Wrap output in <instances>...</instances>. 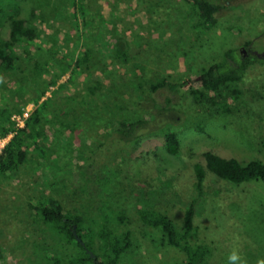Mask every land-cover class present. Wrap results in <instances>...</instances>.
<instances>
[{
	"label": "rangeland",
	"instance_id": "rangeland-1",
	"mask_svg": "<svg viewBox=\"0 0 264 264\" xmlns=\"http://www.w3.org/2000/svg\"><path fill=\"white\" fill-rule=\"evenodd\" d=\"M79 1L84 7L78 5L75 12L73 0H19L20 17L38 30L40 40L20 45L21 61L15 70H0V105L35 99L49 80L56 79L55 91H46L53 99L46 117L52 121L41 125L40 140L42 148L53 150V158L42 161L32 151L20 176L5 181L0 176V253L4 258L0 264H41L33 251L35 244L63 257L75 254L78 247L33 222L28 202L37 203L49 185L70 210L96 217L100 213L99 177L114 171L118 178L110 187V205L123 210L129 223L112 222L111 226L134 233V245L122 255L120 264H186V255L169 244L161 231L144 226L136 211L144 204L166 213L180 227L193 198L197 227L193 241L207 242L213 248L207 264H228L233 251L242 264H264V181L236 185L208 171L202 194L195 191L187 199L175 191L178 183L182 190L195 184L194 166L206 167L207 151L241 162L264 161V64L255 63L242 82L230 85L241 91L230 112L212 103L208 93L195 100L188 86L175 94L168 89L150 90V82L161 77L181 82L199 74L222 61L228 49L236 48L240 55L247 42H252L251 49L264 51V0H211L221 6L217 23L201 31L191 28L199 16L185 0ZM116 32L127 37L136 55L127 64L113 60ZM9 33L5 18L0 36L6 39ZM87 42L92 45V66H99L75 72L68 68L57 78L88 47ZM97 81L104 87L89 97L88 88ZM71 95L86 101L76 110L79 126L73 135L62 125L73 117L67 112L76 107L67 98ZM114 101L122 111L115 110ZM167 107L171 108L163 109ZM122 116L157 118L161 126L173 124L180 139L179 152L169 154L160 133L148 134L134 145L118 143L108 131ZM144 162L151 168L147 174L141 171Z\"/></svg>",
	"mask_w": 264,
	"mask_h": 264
},
{
	"label": "trees",
	"instance_id": "trees-1",
	"mask_svg": "<svg viewBox=\"0 0 264 264\" xmlns=\"http://www.w3.org/2000/svg\"><path fill=\"white\" fill-rule=\"evenodd\" d=\"M73 10L76 12L78 5L83 9L84 5L78 0H73ZM190 4L196 14L199 16L196 22H193L191 28L205 30L217 23L216 14L221 6L211 0H185ZM77 8V9H76ZM74 12V14H76ZM21 10L19 0H0V23L6 18L10 24V33L8 38L0 36V70L10 72L17 68L21 61V55L18 49L22 43L35 44L40 40L38 30L33 27L28 19L20 17ZM252 42H247L249 44ZM88 47L70 62L61 71L57 78L68 68L72 72L83 69L90 70L100 63L92 66L93 51L91 43L87 42ZM136 55L132 52V47L123 33L116 32L113 40V60L119 63L127 64L134 60ZM255 63L264 64V57L250 55L243 57L237 53L236 48L228 49L224 53L222 61L214 62L209 67L204 68L199 74L189 77L188 79L175 82L169 77H161L156 81L150 82V90L156 92L161 89H168L173 94L177 93L180 87L188 86L189 92L195 100H199L209 94L210 100L215 105H219L224 112L231 111L233 102L239 99L241 94L237 87H230L232 84L242 82ZM136 68L142 73L140 65L137 63ZM40 71V68H37ZM109 70V69H108ZM56 79L49 80L46 87L42 90V94L35 99L25 100L21 104L16 105H0V133L6 136L13 133L11 139L0 152V176L5 180L14 179L21 175L23 165L30 162L32 151L37 152L41 156L42 161H48L53 158V150L44 149L40 140L44 134L41 125L52 121L47 119L50 111L49 103L53 101L52 96L48 95L46 99L41 100L47 93L46 91L54 86ZM142 81L139 82L137 90L142 88ZM104 87L99 81L88 89V96L97 95V89ZM109 90H111L109 86ZM224 92V95H223ZM227 94V96H225ZM86 95V96H87ZM221 100H216L215 98ZM68 99L76 105L69 107L68 111L72 112V119L63 121V127L68 130L69 135H73L79 126L76 110L86 101L79 99V96H68ZM171 97L167 98L170 103ZM82 101V102H81ZM34 102L35 108L27 119L25 126L18 128L12 120L15 113H20L28 105ZM108 106V105H107ZM115 110L122 111L123 107L118 101H114L112 105ZM171 107L163 108L168 110ZM114 111V110H113ZM157 118L144 119L139 118L129 120L122 116L120 119L113 121L109 128L110 135H114V139L120 144L134 145L137 144L148 134H163L165 137V148L169 154L175 155L179 152L180 139L177 128L173 124L161 126L157 123ZM202 128V127H200ZM114 141V140H113ZM104 146V143L103 145ZM51 151V152H49ZM206 167L201 163L195 164L196 182L187 189H181L179 183L175 185V191L182 192L184 198L189 199L196 191L202 194L204 185L208 182V171L217 176L221 181L233 183L236 185H244L249 182L264 181V161L260 159H252L248 162H241L234 157H222L212 151L204 154ZM49 162V161H48ZM147 162L140 165L141 171L147 174L151 168L146 166ZM154 172V171H153ZM118 178V173L113 172L112 175H102L99 177L101 190L98 193L100 205L98 207L100 213L96 217L87 215L86 213H78L70 210L64 203L53 194V187L48 185V189L43 192L37 203L28 202V214L34 223H42L45 228L56 236L62 242L78 247V251L69 256L63 257L53 254L48 250H44L40 244H35L34 253L38 262L41 264H120L123 254L130 252L134 243V233L130 229L120 230L118 227L111 226L112 222L126 225L129 223L128 216L123 210L115 209L110 205L108 197L111 185ZM154 179L159 180V175H155ZM223 191L219 193V199L223 198ZM196 199H191L190 204L185 208L183 214V222L179 227L166 213L156 210L146 205H140L137 208L138 219L146 227L158 229L168 240L169 244L176 247L179 251L186 255V264H207L208 258L212 255L213 248L207 242H194L193 236L197 230L195 225ZM216 202V201H215ZM212 204H215L216 203ZM219 200L217 201V204ZM223 203V202H222ZM30 219V218H29ZM74 227L82 242L78 240L74 233ZM40 248V249H39ZM37 249H39L38 252ZM94 253V257L91 255ZM0 260L4 261L0 253ZM31 260V257H29Z\"/></svg>",
	"mask_w": 264,
	"mask_h": 264
},
{
	"label": "built area",
	"instance_id": "built-area-1",
	"mask_svg": "<svg viewBox=\"0 0 264 264\" xmlns=\"http://www.w3.org/2000/svg\"><path fill=\"white\" fill-rule=\"evenodd\" d=\"M50 91H48L46 93L45 96L42 97L41 100H44L47 98L48 95H51ZM35 108V103L34 102H30L20 113H15L12 116V120L15 122L16 126L18 128H22L25 126V123L27 121V119L29 118V116L31 115L32 111ZM13 133H10L6 136H3L0 133V152L1 150L5 147V145L7 144V142L11 139Z\"/></svg>",
	"mask_w": 264,
	"mask_h": 264
},
{
	"label": "flooded vegetation",
	"instance_id": "flooded-vegetation-1",
	"mask_svg": "<svg viewBox=\"0 0 264 264\" xmlns=\"http://www.w3.org/2000/svg\"><path fill=\"white\" fill-rule=\"evenodd\" d=\"M262 43H264V34H263V41H261ZM251 45L252 43L246 44L243 47H241L240 49V55H243V57H248L250 55H252V52L254 53V55H257L259 57H264V51L262 52H258L257 50H253L251 49Z\"/></svg>",
	"mask_w": 264,
	"mask_h": 264
},
{
	"label": "clouds",
	"instance_id": "clouds-1",
	"mask_svg": "<svg viewBox=\"0 0 264 264\" xmlns=\"http://www.w3.org/2000/svg\"><path fill=\"white\" fill-rule=\"evenodd\" d=\"M228 264H242L240 256L237 252L233 251L229 254Z\"/></svg>",
	"mask_w": 264,
	"mask_h": 264
},
{
	"label": "water",
	"instance_id": "water-1",
	"mask_svg": "<svg viewBox=\"0 0 264 264\" xmlns=\"http://www.w3.org/2000/svg\"><path fill=\"white\" fill-rule=\"evenodd\" d=\"M74 233H75V235L77 236L78 240L82 242L81 237H79L78 234H77L76 227H74ZM82 243H83V242H82ZM91 255H92L93 257L95 256L94 253H93L92 251H91Z\"/></svg>",
	"mask_w": 264,
	"mask_h": 264
}]
</instances>
